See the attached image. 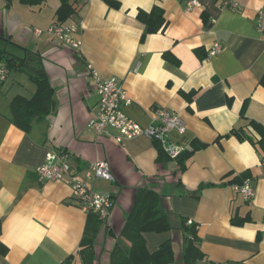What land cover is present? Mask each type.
<instances>
[{"label": "crops", "instance_id": "0c3cea01", "mask_svg": "<svg viewBox=\"0 0 264 264\" xmlns=\"http://www.w3.org/2000/svg\"><path fill=\"white\" fill-rule=\"evenodd\" d=\"M116 1L120 9L104 0L75 6L64 23L79 27L82 47L75 51L57 45L49 34L32 37L26 32L56 23L61 0L40 6L0 0V36L42 57L56 101L55 111L25 133L9 121L10 103L18 95L32 97L36 87L20 71L6 70L0 78V242L7 249L6 254L0 250V264H83L78 251L88 214L69 185L41 182L36 172L50 150L66 152L81 175L94 162L110 163L114 180L94 184L98 193L115 200L96 240L95 264H110L136 193L144 188L162 195L174 227L144 235L150 253L171 240L175 264H183L181 223L188 220L209 261L264 264V159L249 140L225 137L242 129L245 137L259 139L248 122L264 126V31L258 23L264 0H198L201 7L192 10L187 9L191 0ZM227 2L238 4V10L225 7ZM154 6L164 10L166 25L143 39L146 27L137 13ZM215 43L223 50L210 57ZM89 66L101 78L122 83L131 100L123 110L140 126L154 125L155 112L167 109L186 125L183 134L172 131L170 141L187 152L194 142L207 146L195 151L181 172L167 156L158 161L156 143L145 135L122 143L115 130L98 136L89 128L99 109ZM246 178L256 189L249 202L235 191ZM246 217L244 224L234 223Z\"/></svg>", "mask_w": 264, "mask_h": 264}, {"label": "trees", "instance_id": "16d2710c", "mask_svg": "<svg viewBox=\"0 0 264 264\" xmlns=\"http://www.w3.org/2000/svg\"><path fill=\"white\" fill-rule=\"evenodd\" d=\"M8 5L13 0H6ZM46 0H19L20 3L31 6H40ZM61 6L56 12L57 22L64 26V23L73 16L82 1L61 0ZM109 7L120 9V2L116 0H104ZM137 19L146 27L143 39L148 35L156 34L165 25L164 10L159 6H154L150 12L139 10ZM55 24V23H54ZM52 26V25H51ZM16 50L15 52L11 51ZM200 55V51H197ZM173 63L179 64L174 57L165 54ZM0 63L1 68L10 71H20L25 73L29 80L35 85L36 91L32 97L18 95L10 103L9 121L18 129L25 133H31L34 126L44 121L56 109L55 88L51 84L43 68L42 57L32 49L19 45L10 38L0 36ZM242 117L245 116L242 114ZM248 125L258 135L259 139L245 137L242 129H234L229 138L236 136L240 140H249L256 149L260 150L264 159V126L254 120H249ZM243 134V136H242ZM224 138V137H223ZM156 143L158 150V161L166 157L160 144ZM194 149L184 152L178 158L181 172L186 170V162L197 150L204 149L207 145L193 143ZM203 188V187H202ZM249 217L234 220L236 225L247 222ZM103 225L101 219L88 214L83 239L80 243L79 255L83 264H95L96 260V240ZM182 230L185 232V246L182 254L183 264H215L209 261L200 248L201 240L198 236L196 226L189 224L188 220H182ZM174 229L170 214L164 210L162 195L153 189H139L136 193L134 206L129 213L121 233L116 239V243L111 252L110 264H175V253L171 240L163 243L160 248L150 253L147 249V233L163 234ZM111 233V232H110ZM2 234V222L0 220V236ZM0 250L6 254L7 249L0 242Z\"/></svg>", "mask_w": 264, "mask_h": 264}, {"label": "built area", "instance_id": "2783aa9c", "mask_svg": "<svg viewBox=\"0 0 264 264\" xmlns=\"http://www.w3.org/2000/svg\"><path fill=\"white\" fill-rule=\"evenodd\" d=\"M79 1L86 2L87 0ZM195 7H201L198 0H191L187 3L188 10ZM225 7L238 10L239 6L236 3L230 4L227 2ZM258 23L260 30L264 31V10L258 12ZM26 32L32 37L49 34L57 45L69 47L75 51H79L82 47V40L78 37L79 27L76 24L64 26L55 23L46 30L28 27ZM222 50V44L215 43L209 52V56H216ZM88 69L97 81L99 96V109L90 121L89 128L98 136H109V130L117 131L116 140L118 143L145 135L160 144L168 158L178 161V158L186 152V148L170 141L169 136L172 131L183 134L186 130L185 122L177 114L167 109H160L155 112L154 125L143 128L127 116L123 110L125 106L131 104V100L122 83L115 77L101 78L92 66H89ZM6 74V69L0 68V78L4 79ZM36 172L41 182L53 181L69 185L73 198L87 214L98 216L102 222L110 220L115 200L112 197L98 193L94 187L95 182L99 179L114 180L108 161H97L90 164L81 175L71 166L69 155L66 152L50 150L46 154L45 163ZM235 191L248 202L254 200L256 196V189L250 178H246L242 184L236 185Z\"/></svg>", "mask_w": 264, "mask_h": 264}]
</instances>
